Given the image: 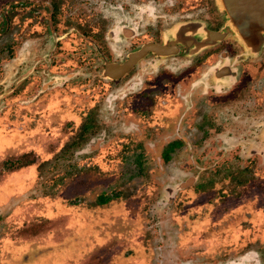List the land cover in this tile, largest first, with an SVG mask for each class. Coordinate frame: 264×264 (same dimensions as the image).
<instances>
[{"label": "flooded vegetation", "instance_id": "1", "mask_svg": "<svg viewBox=\"0 0 264 264\" xmlns=\"http://www.w3.org/2000/svg\"><path fill=\"white\" fill-rule=\"evenodd\" d=\"M43 1H12L15 17L23 24L24 20L40 19V14L49 15L55 22L50 28L55 35L60 34L57 27L61 20L64 24L77 21V27L84 29L80 33L82 44L74 47L57 46L63 45L66 32L53 36V48L38 62L64 66L68 60L65 55H73L79 63L93 61L94 68L101 61L106 82L122 84L127 79L132 93L128 98L129 119L122 118L121 125L128 126L131 134L139 133L132 139L138 154L147 144L148 153L158 151V165L191 167L192 178L180 180L181 184L190 182L188 188H194L198 173L205 174L212 167L223 169L229 181L241 182L243 190L233 192H179L182 197L174 208L176 221L168 222L170 230L176 231L175 260L179 264L220 259L224 264H264V0H224L222 12L212 0ZM25 10L30 13L26 17ZM3 13L0 31L6 27L7 35L11 20ZM90 16L94 21H89ZM256 27L259 32L251 29ZM241 36L260 41L248 46ZM113 53L124 58L104 61ZM118 99L106 94L96 103L105 106V113H121L119 103H115ZM26 105L21 102L19 107ZM99 112L86 114L87 130L106 127ZM244 177L245 181L239 180ZM189 194L195 196L193 200H188L192 199ZM111 201L105 196L98 204ZM95 208L101 210L98 205ZM104 214H94L95 222L109 220ZM109 214L110 210L106 212ZM237 216H241L238 228L233 230L238 235L220 239L221 229L225 234L224 227L231 219L237 221ZM200 221L202 226L195 228L206 236L189 251L182 246V234ZM85 223L82 226L90 228ZM103 226L112 227L109 221ZM114 226V230L121 229L119 224ZM167 234L166 230L163 235ZM211 239L217 240L212 249Z\"/></svg>", "mask_w": 264, "mask_h": 264}, {"label": "rangeland", "instance_id": "2", "mask_svg": "<svg viewBox=\"0 0 264 264\" xmlns=\"http://www.w3.org/2000/svg\"><path fill=\"white\" fill-rule=\"evenodd\" d=\"M12 1L0 0V12L4 10L11 20L8 34L6 27L0 31V264H179L176 231L168 227L177 218L174 208L182 197L179 192H233L243 190L241 182L229 181L223 169L212 167L205 174L198 173L194 188H188L192 184L180 180L192 178L191 167L158 165V151L148 153L147 144L138 154L132 139L139 133L131 134L128 126L121 125L129 119L128 80L106 82L101 61L94 68L93 61L79 63L73 55H65L64 66L38 62L53 48V36L67 33L61 39L63 45L57 46L82 44L84 27H77V21L64 24L61 20L60 34L55 35L50 29L54 19L41 14L40 19L21 24ZM212 2L222 12L223 0ZM4 3L8 5L3 8ZM94 19L90 16L89 21ZM68 23L71 26L64 28ZM122 58L113 53L104 61ZM106 94L121 98L115 103L123 112L103 111L105 106L96 101ZM21 102L27 104L23 109ZM91 111H100L106 129L84 127ZM105 196L112 201L99 205L98 199ZM187 196H192L188 200L195 197ZM102 211L109 220L96 223L94 214ZM240 217L228 222L225 234L221 229L220 239L238 235L233 229L238 228ZM106 221L112 227H104ZM200 223L193 222L194 227L182 234V246L189 251L206 236L195 228ZM116 224L121 229L114 230ZM166 230L168 234L163 235ZM216 241L211 239L210 249Z\"/></svg>", "mask_w": 264, "mask_h": 264}, {"label": "water", "instance_id": "3", "mask_svg": "<svg viewBox=\"0 0 264 264\" xmlns=\"http://www.w3.org/2000/svg\"><path fill=\"white\" fill-rule=\"evenodd\" d=\"M223 5H224V0H223ZM251 29L254 30V32H256V31L259 32L260 31L259 27H256L255 29L254 28H251ZM261 30H263V32H264V22L262 24ZM240 39H241V41H243L248 46L256 44L255 42L259 43V41H260V39H256L254 37H246V36H241Z\"/></svg>", "mask_w": 264, "mask_h": 264}]
</instances>
